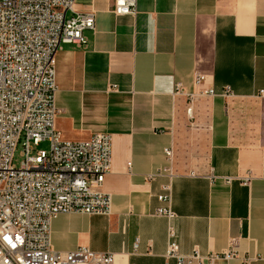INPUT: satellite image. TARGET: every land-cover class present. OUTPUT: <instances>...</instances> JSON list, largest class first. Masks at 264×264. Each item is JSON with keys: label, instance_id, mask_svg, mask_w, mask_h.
<instances>
[{"label": "crops", "instance_id": "1", "mask_svg": "<svg viewBox=\"0 0 264 264\" xmlns=\"http://www.w3.org/2000/svg\"><path fill=\"white\" fill-rule=\"evenodd\" d=\"M113 2L76 0L75 11H94L95 28L85 30V46L63 43L56 66L63 135H111L102 191L112 213L59 214L52 247L111 251L115 264H176L166 257L168 221L154 214L167 179H147L172 147L178 250L208 255L232 242L240 254L264 255V0H137L127 14L113 12ZM196 72L205 75L198 85ZM177 82L189 91L228 85L232 94L197 98L190 119ZM249 173L248 184L238 179Z\"/></svg>", "mask_w": 264, "mask_h": 264}, {"label": "built area", "instance_id": "2", "mask_svg": "<svg viewBox=\"0 0 264 264\" xmlns=\"http://www.w3.org/2000/svg\"><path fill=\"white\" fill-rule=\"evenodd\" d=\"M116 14L134 13L137 0H113ZM76 0H0V264H115L116 254L80 245L59 251L51 244L52 221L61 213H112V198L102 191L112 168V138L98 132L87 139L66 138L57 126V55L63 43L85 46V30L95 28L94 11H75ZM68 11L75 14L68 16ZM196 72L194 84L204 81ZM174 94L187 97L186 113L194 118V102L207 95L230 96L232 89L189 91L182 82ZM259 94H263L260 90ZM48 149H35L42 141ZM24 158L14 163L19 145ZM166 163L147 175L165 177L157 194L155 215L168 221L166 257L176 264H215L219 258H240L242 264L264 260V255L240 254L231 242L221 253L183 254L172 242L173 179L177 176L172 147ZM130 166V163H128ZM191 175H196L191 172ZM210 177H215L211 175ZM251 174L238 178L248 184ZM227 182L234 178L225 177Z\"/></svg>", "mask_w": 264, "mask_h": 264}, {"label": "rangeland", "instance_id": "3", "mask_svg": "<svg viewBox=\"0 0 264 264\" xmlns=\"http://www.w3.org/2000/svg\"><path fill=\"white\" fill-rule=\"evenodd\" d=\"M35 149H40V148H43V149H48L49 148V141L45 140V141H42L39 145L37 146H33ZM24 158V149H23V146L20 144L17 149H16V152H15V155H14V163L15 165L19 166L21 161L23 160Z\"/></svg>", "mask_w": 264, "mask_h": 264}]
</instances>
